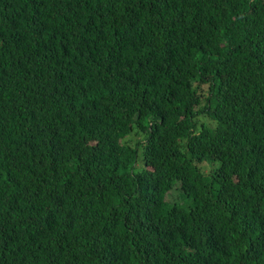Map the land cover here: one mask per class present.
<instances>
[{"label":"trees","instance_id":"trees-1","mask_svg":"<svg viewBox=\"0 0 264 264\" xmlns=\"http://www.w3.org/2000/svg\"><path fill=\"white\" fill-rule=\"evenodd\" d=\"M173 261L264 264V0H0V264Z\"/></svg>","mask_w":264,"mask_h":264},{"label":"clouds","instance_id":"clouds-1","mask_svg":"<svg viewBox=\"0 0 264 264\" xmlns=\"http://www.w3.org/2000/svg\"><path fill=\"white\" fill-rule=\"evenodd\" d=\"M173 193L175 194L174 191H173ZM169 195H170V193L169 194L166 193L165 199H172L173 198L171 195H170V198H168ZM172 264H179V263H177V261H173Z\"/></svg>","mask_w":264,"mask_h":264},{"label":"rangeland","instance_id":"rangeland-1","mask_svg":"<svg viewBox=\"0 0 264 264\" xmlns=\"http://www.w3.org/2000/svg\"><path fill=\"white\" fill-rule=\"evenodd\" d=\"M130 138H131L132 142H134L138 137L131 136ZM168 198H170V195L168 196Z\"/></svg>","mask_w":264,"mask_h":264}]
</instances>
